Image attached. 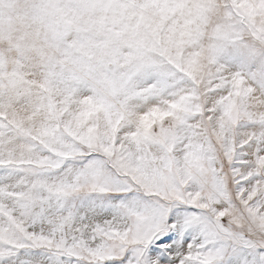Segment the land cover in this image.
<instances>
[{"label": "snow or ice", "instance_id": "snow-or-ice-1", "mask_svg": "<svg viewBox=\"0 0 264 264\" xmlns=\"http://www.w3.org/2000/svg\"><path fill=\"white\" fill-rule=\"evenodd\" d=\"M0 264H264V0H0Z\"/></svg>", "mask_w": 264, "mask_h": 264}]
</instances>
